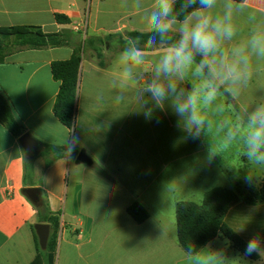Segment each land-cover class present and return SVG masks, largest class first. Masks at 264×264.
Wrapping results in <instances>:
<instances>
[{"label": "crops", "instance_id": "1", "mask_svg": "<svg viewBox=\"0 0 264 264\" xmlns=\"http://www.w3.org/2000/svg\"><path fill=\"white\" fill-rule=\"evenodd\" d=\"M141 3L136 8L134 0H0V27L34 25L45 33L70 30L80 33L81 39L148 32L143 16L151 10L152 0ZM247 4L248 10L236 15L235 41L248 38L250 14L264 21V0H247ZM55 14L69 23H56ZM160 50L146 51L145 64L131 66V78L123 76L121 52L104 50L107 65L101 68L93 52L86 50L72 131L53 115L59 83L50 71L53 61L69 59L70 48L23 50L0 63V94L23 131L15 136L0 123V264H30L36 255L32 228L38 223L37 210L23 193L29 187L40 190L41 202L59 222L53 264H260L264 260V254L255 261L246 258L223 237L214 238L195 255L187 254L178 242L175 214L180 202L200 204L206 192L229 189L239 201L228 210L225 223L246 243L259 241L264 250V203L243 202L245 194L260 187L264 167L250 165L239 143L224 147L226 133L239 128L244 108L264 100V71L257 73L238 100L219 95L215 105L223 110L215 111L213 105L206 112L211 129L193 140L170 107L154 108L150 96L142 93ZM194 83L189 75L184 86ZM24 134L39 144L34 157L24 153L19 141ZM44 145L66 150L45 166ZM81 151L91 159V166L75 164ZM249 171L255 175L252 185L244 179ZM133 203L147 212L142 223L127 213Z\"/></svg>", "mask_w": 264, "mask_h": 264}, {"label": "clouds", "instance_id": "2", "mask_svg": "<svg viewBox=\"0 0 264 264\" xmlns=\"http://www.w3.org/2000/svg\"><path fill=\"white\" fill-rule=\"evenodd\" d=\"M134 6L141 8V0H134ZM247 10V0H152L151 10L143 16L150 33L145 48L136 46L137 37L119 55L123 76L131 78V66L145 64L146 50L156 46L159 37L161 50L142 93L150 96L154 108L170 107L193 140L211 129L206 112L219 95L238 100L257 73L264 71V21L250 14L253 24L248 38L235 41L236 15ZM189 75L195 83L185 87ZM222 110L215 105V111ZM239 124L226 133L224 147L239 143L250 165L264 167V100L245 107ZM244 179L252 185L255 175L249 171ZM245 253L264 254V250L259 241L250 239Z\"/></svg>", "mask_w": 264, "mask_h": 264}, {"label": "trees", "instance_id": "3", "mask_svg": "<svg viewBox=\"0 0 264 264\" xmlns=\"http://www.w3.org/2000/svg\"><path fill=\"white\" fill-rule=\"evenodd\" d=\"M89 3L90 0H83ZM182 0H178V3ZM54 20L59 24H67L69 20L63 15L55 14ZM149 32L128 31L124 35L109 34L105 36H85L81 39L80 33L70 30H61L55 33H45L41 27L34 25H17L0 27V63L13 53L23 50H43L51 48H70L72 53L69 59L53 61L50 71L54 81L59 83L58 92L53 104V115L67 129L72 131L75 119V101L78 90L80 63L86 50H91L97 65L104 68L107 58L104 50L113 53L122 52L130 42L138 37L137 47L145 48ZM160 48L159 37L153 49ZM226 96V95H224ZM229 100L231 97L226 96ZM238 109L237 106H235ZM0 123L15 136L22 134V128L15 122L10 107L0 94ZM64 147L44 145L43 157L45 166L63 155ZM52 155L51 157H48ZM239 201V196L229 189H212L204 194L200 204L180 202L176 205L177 237L180 247L189 255L197 254L206 244L216 237L225 238L230 245L250 260H258L259 254L245 253L246 242L224 221L228 210ZM246 205L264 203V178L258 189L249 191L243 197ZM37 222L48 223L50 234L45 250H41L37 237L36 255L30 264H53L55 239L59 228L58 219L52 216L45 204L36 207ZM127 213L137 222L147 219V212L138 204L133 203L127 208ZM33 229V228H32Z\"/></svg>", "mask_w": 264, "mask_h": 264}, {"label": "water", "instance_id": "4", "mask_svg": "<svg viewBox=\"0 0 264 264\" xmlns=\"http://www.w3.org/2000/svg\"><path fill=\"white\" fill-rule=\"evenodd\" d=\"M20 143L23 147L24 153L28 157H34L39 151L38 142L33 139L30 135L24 134L20 137ZM75 164H84L87 166L92 165L91 159L87 157L82 151L79 152L75 158ZM23 193L36 207H40L41 202V192L36 187L24 188ZM35 235L37 237L38 245L41 250H45L46 244L50 234V227L46 223H36L33 226Z\"/></svg>", "mask_w": 264, "mask_h": 264}, {"label": "rangeland", "instance_id": "5", "mask_svg": "<svg viewBox=\"0 0 264 264\" xmlns=\"http://www.w3.org/2000/svg\"><path fill=\"white\" fill-rule=\"evenodd\" d=\"M263 250V248H261ZM246 259V258H245ZM246 261V260H245ZM260 264H264V260L260 262Z\"/></svg>", "mask_w": 264, "mask_h": 264}]
</instances>
